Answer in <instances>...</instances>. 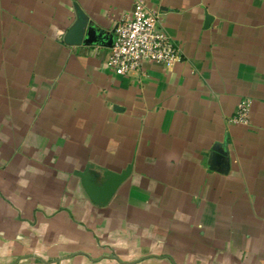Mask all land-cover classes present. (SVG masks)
Returning <instances> with one entry per match:
<instances>
[{
	"label": "crops",
	"instance_id": "1",
	"mask_svg": "<svg viewBox=\"0 0 264 264\" xmlns=\"http://www.w3.org/2000/svg\"><path fill=\"white\" fill-rule=\"evenodd\" d=\"M136 1L0 0V264H264V0H143L169 68L65 42L77 5L112 33Z\"/></svg>",
	"mask_w": 264,
	"mask_h": 264
},
{
	"label": "built area",
	"instance_id": "2",
	"mask_svg": "<svg viewBox=\"0 0 264 264\" xmlns=\"http://www.w3.org/2000/svg\"><path fill=\"white\" fill-rule=\"evenodd\" d=\"M180 57L178 45L161 26L159 15L143 0H137L131 15L123 16L115 27L107 65L117 75L141 71L146 64L171 67ZM251 104L242 101L233 122L250 123Z\"/></svg>",
	"mask_w": 264,
	"mask_h": 264
},
{
	"label": "water",
	"instance_id": "3",
	"mask_svg": "<svg viewBox=\"0 0 264 264\" xmlns=\"http://www.w3.org/2000/svg\"><path fill=\"white\" fill-rule=\"evenodd\" d=\"M78 18L73 26L69 29L65 36V42L69 45H100V46H112L114 42V32L111 33L101 28L90 20L88 15L84 12L80 6L77 5ZM211 17H208V22ZM223 153L224 166L227 165V152ZM130 174V168L124 171L122 174H116L111 171H107L104 174L105 180L102 184L98 185L95 181L88 178L85 174H81L82 182L85 190L90 195L92 200L96 203H106L116 192L120 184Z\"/></svg>",
	"mask_w": 264,
	"mask_h": 264
}]
</instances>
